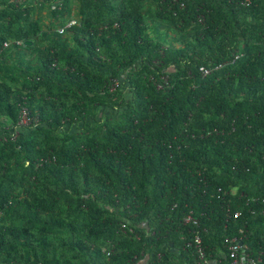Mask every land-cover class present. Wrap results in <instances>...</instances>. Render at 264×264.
Returning <instances> with one entry per match:
<instances>
[{"label": "trees", "instance_id": "obj_1", "mask_svg": "<svg viewBox=\"0 0 264 264\" xmlns=\"http://www.w3.org/2000/svg\"><path fill=\"white\" fill-rule=\"evenodd\" d=\"M243 1L0 0V264H199L189 215L224 263L228 237L264 252V0Z\"/></svg>", "mask_w": 264, "mask_h": 264}, {"label": "built area", "instance_id": "obj_2", "mask_svg": "<svg viewBox=\"0 0 264 264\" xmlns=\"http://www.w3.org/2000/svg\"><path fill=\"white\" fill-rule=\"evenodd\" d=\"M21 0H12V2H20ZM27 1V0H24ZM59 5L63 0H56ZM243 4L250 5L251 0H245L242 2ZM202 22V21H201ZM78 20L76 18H72L68 21V23L58 29L60 34H63L67 29L77 25ZM15 44L18 47H22L25 43L23 41H13L12 43H5L4 47L9 48L11 45ZM239 56L235 57L237 60ZM204 76H208L212 71L206 68L201 69ZM120 87V83L118 80L114 79L109 86V90L111 93L115 92ZM159 89L162 87L159 85ZM36 118H30L26 109H23L20 119V126L24 125H32L37 124ZM256 213L255 211L253 212ZM262 216H264V210L260 212ZM236 219L240 217V212H237L234 216ZM184 224L188 226H193L192 232L194 233V239L189 244V246L195 249L197 258L199 260V264H264V252H259L258 254H253L251 248L249 246L247 235L244 234L242 236L228 237L225 240L226 247L228 250L226 262H222L221 258H215L212 255L207 253V249L204 246L203 238L201 236V225L197 218L189 215L185 217ZM125 228V226H123ZM107 256H110V252L107 253Z\"/></svg>", "mask_w": 264, "mask_h": 264}, {"label": "rangeland", "instance_id": "obj_3", "mask_svg": "<svg viewBox=\"0 0 264 264\" xmlns=\"http://www.w3.org/2000/svg\"><path fill=\"white\" fill-rule=\"evenodd\" d=\"M49 10L47 8L43 7H38V16L43 19L45 22L48 21V15H49ZM47 24V23H46Z\"/></svg>", "mask_w": 264, "mask_h": 264}, {"label": "water", "instance_id": "obj_4", "mask_svg": "<svg viewBox=\"0 0 264 264\" xmlns=\"http://www.w3.org/2000/svg\"><path fill=\"white\" fill-rule=\"evenodd\" d=\"M25 45H32V42H26Z\"/></svg>", "mask_w": 264, "mask_h": 264}]
</instances>
